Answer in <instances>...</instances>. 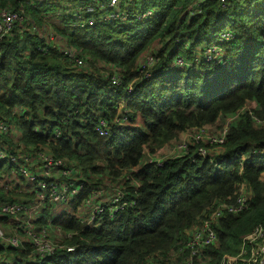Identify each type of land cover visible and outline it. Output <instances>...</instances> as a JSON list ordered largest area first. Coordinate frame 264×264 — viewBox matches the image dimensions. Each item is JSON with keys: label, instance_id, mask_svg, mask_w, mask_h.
Returning <instances> with one entry per match:
<instances>
[{"label": "trees", "instance_id": "16d2710c", "mask_svg": "<svg viewBox=\"0 0 264 264\" xmlns=\"http://www.w3.org/2000/svg\"><path fill=\"white\" fill-rule=\"evenodd\" d=\"M192 3L129 0L123 5L129 13L150 9L152 14L130 23L72 27L67 16H58L57 23L41 19L59 9L55 1L0 0V9L21 7L38 28L53 29L88 60V66H76L56 48L42 53L40 36L17 25L0 39V114L19 133L22 144L76 163L92 185L98 182L94 174L115 177L120 169L135 166L144 149L154 152L190 127L231 118L222 151L213 158L218 168L191 153L158 168L144 165L134 176L140 183L136 193L128 196L133 206L87 225L73 218L76 198L46 207L41 220L60 225L63 235L58 242L73 246V252L56 250L38 262L27 260V250L18 253L7 247L18 253L14 264H149L152 258L169 263V255L182 247L186 230L206 218L219 201L231 203L240 183L247 207L236 214L224 212L211 222L216 241L202 250L201 258L218 264L221 255L239 252L242 237L264 227V126H254L247 109L236 114L252 102L251 114L264 119V0H230L224 7L216 0H203L194 12ZM222 30L236 34L224 45L225 66L201 63L136 80L126 103L127 127L110 137L96 134L98 118L108 119L115 111L108 93L117 90L124 96L125 82L136 77L138 57L150 43H159L161 60L154 68L163 69L174 54L193 60L197 49ZM176 40H186L187 46L175 45ZM91 58L122 67V85L111 86ZM12 108L20 112L12 114ZM34 126L45 133L33 132ZM53 128L60 129V138L50 136ZM20 195L0 191V202ZM68 231L76 234L67 239ZM186 255L184 251L176 259Z\"/></svg>", "mask_w": 264, "mask_h": 264}, {"label": "built area", "instance_id": "2783aa9c", "mask_svg": "<svg viewBox=\"0 0 264 264\" xmlns=\"http://www.w3.org/2000/svg\"><path fill=\"white\" fill-rule=\"evenodd\" d=\"M36 1H55L59 4L56 13L50 14L49 12L42 16L41 19L44 22L57 23L60 20L58 16H67L72 27L92 26L96 22L130 23L133 20H141L152 14L150 9L138 13H129L123 8V5L129 0H122V2L120 0ZM202 1L193 0L190 7L191 11L194 12ZM216 1L224 7L230 0ZM14 25L40 36L44 41L43 48H39L40 52L45 53L50 47L56 48L73 65H89L80 49L68 45L67 41L53 29L47 26L38 28L32 20L25 16L21 7L17 10L1 8L0 39ZM235 35L230 30H222L214 35V40L211 43L202 45L200 49H197V54L193 60L187 61L182 55L174 54L168 66L163 69L154 68L161 60L160 55L157 53L158 47L143 53L136 62V77L127 79L121 91L124 96H118L119 92L117 90L108 93L115 100L113 115L108 119L99 117L93 130L100 137H110L114 131L124 130L127 127L130 111L126 103L133 90L132 85L136 80L143 81L154 74L167 72L172 68L180 70L196 68L201 63L213 62L219 66H225L228 63V56L224 45ZM180 43L185 47L187 46L186 40H176L174 44ZM97 63L103 64L100 70L96 67ZM95 67L102 77L108 79L111 86L118 88L122 85L123 68L100 61L95 62ZM244 106L236 114L243 111ZM17 110L12 108V114H18L20 111ZM248 113L251 115L254 126H264V119L255 118L250 110H248ZM230 120L231 118H227L225 126L217 134L206 138L208 144L219 146L220 150L217 153L209 155L208 146L198 141L200 137L195 134L194 137L180 144L181 153L176 157L191 153L209 159V162L218 168L219 163L213 158L222 151V144ZM8 121L6 117L0 114V191L6 194L12 192L21 195L10 201L0 202V264H14L19 259L17 254L25 250H27L28 261L37 260L38 262L51 256L56 250L64 249L66 252H73V246H64L58 242L63 235L61 226L51 224L49 219L41 220L42 212L46 207L65 205L71 199L76 198L77 203L73 210V218L79 224L87 225L101 218H113L118 211L133 206V198H128V196H134L140 185L134 177L138 170L144 165L158 168L166 160L174 158L159 157L155 159L153 156L149 157L148 160H144L143 153V157L135 166L120 169L119 174L115 177L105 174L102 178H96L98 182L92 185L90 181L84 178L81 168L76 163L67 161L64 158H54L43 149H36L33 146L22 144L19 141V133L13 129L12 124ZM63 121L64 124L67 123V119ZM32 131L45 133L35 126ZM50 136L54 139L60 138L62 132L59 128H53ZM247 199L244 186L240 183L237 185L235 199L231 203L219 201L206 218L187 229L184 243L175 256L179 257L184 251L187 255L185 258H178L176 264H208L209 257L202 259L201 254L206 246L214 245L216 241L211 222L224 212L239 213L247 207ZM75 234L73 231H68L65 236L67 239H71ZM25 246H28V248ZM7 247L18 253L13 254L7 251ZM149 264L168 263H160L157 258H152ZM218 264H264V227H255L251 233L242 237L239 252L234 256L221 255Z\"/></svg>", "mask_w": 264, "mask_h": 264}, {"label": "rangeland", "instance_id": "374dc122", "mask_svg": "<svg viewBox=\"0 0 264 264\" xmlns=\"http://www.w3.org/2000/svg\"><path fill=\"white\" fill-rule=\"evenodd\" d=\"M56 12H57V10H55L54 12L51 11L50 14H53ZM154 47H159V43L157 41H153L152 43H150V45L148 47H146V49L139 55V57L143 53L149 52ZM90 61H96V60L91 58ZM102 65H103L102 63H97L96 67L100 70V67ZM253 106H254V104L252 102H247L244 106V109L250 110V108H252ZM226 120L227 119L224 120V118H218L213 123L205 124L199 128H197V127L191 128L190 127L188 129L180 132L176 138H174L170 142H166L162 147L155 150L154 152H148L144 149V152H143L144 153V160H148L149 157H153V156L155 159H158L159 157L160 158H162V157H174V158H176V156L181 153L180 144L183 143L184 141H186L187 139L194 137L195 134H198L200 137L198 141H200V142L206 144V146H208L209 155H213L214 153H217L220 150V148H219V146L208 144L206 142V138L208 136H212L214 134H217L221 130V128L225 126V124L227 122ZM263 175H264V173L262 174V177H264ZM92 177H93V179H96V178L100 177V175L94 174ZM169 256L171 258H170L168 264H176L178 262L176 259V256L174 254L171 253Z\"/></svg>", "mask_w": 264, "mask_h": 264}]
</instances>
